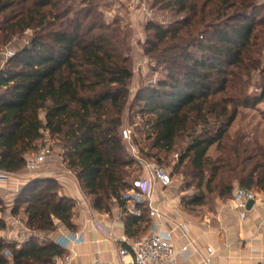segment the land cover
Wrapping results in <instances>:
<instances>
[{
	"label": "trees",
	"instance_id": "16d2710c",
	"mask_svg": "<svg viewBox=\"0 0 264 264\" xmlns=\"http://www.w3.org/2000/svg\"><path fill=\"white\" fill-rule=\"evenodd\" d=\"M152 5L173 15L169 25L146 27L153 34L146 55L164 76L131 104V34L105 20L98 0H0L5 42L32 32L0 69V173L25 171L45 136L55 138L94 209L117 205L131 237L151 228L148 209L140 205L141 216L131 215L121 196L140 171L121 133L134 107L131 119L142 120L140 158L166 167L177 156L171 177L181 175L186 190L196 184L186 209L205 207L213 194L228 200L237 189L264 193V142L243 130L230 135L242 110L264 104V0ZM76 206L55 179H32L13 212H23L31 237L20 245L0 239V264H53L65 250L40 236L55 232L57 221L73 230Z\"/></svg>",
	"mask_w": 264,
	"mask_h": 264
},
{
	"label": "crops",
	"instance_id": "0c3cea01",
	"mask_svg": "<svg viewBox=\"0 0 264 264\" xmlns=\"http://www.w3.org/2000/svg\"><path fill=\"white\" fill-rule=\"evenodd\" d=\"M44 173L40 170L31 174L25 170L9 175L0 180V192L8 190L15 198L16 192L20 194L32 179L44 177ZM47 177L54 178L62 187V195L75 200L77 206L73 230L57 221L56 231L40 238L51 239L48 241L61 246L65 254H71L70 264H123L120 250L127 249L131 253V247L151 233L154 221L150 216L149 232L140 231L131 237L126 228L127 214L117 205H113L108 213L95 210L92 203L84 198L70 171L56 168ZM171 188L164 189L156 184L153 208L163 215L158 229L173 233L177 250L185 247L189 250V257L186 260L178 258V264H203L208 257V249L214 253L211 264H264V205H254L248 210L245 220L240 219L230 202L221 199L213 211L187 213L179 209L177 201L168 195ZM0 220L6 219L0 217ZM13 222L10 221L12 229L15 226L14 229L19 230ZM24 230L17 233L21 244L31 237L26 226Z\"/></svg>",
	"mask_w": 264,
	"mask_h": 264
},
{
	"label": "rangeland",
	"instance_id": "374dc122",
	"mask_svg": "<svg viewBox=\"0 0 264 264\" xmlns=\"http://www.w3.org/2000/svg\"><path fill=\"white\" fill-rule=\"evenodd\" d=\"M98 2L100 4L98 8L99 12L104 15V18L108 23L119 21V24L124 29L128 30L131 34L130 43L132 46V69H133L134 77L132 79V82L130 83L131 95L129 102L132 104L134 102L136 94L140 89L144 87H148L151 83H155L158 79H161L164 76V69L159 68L157 66V63L154 60H152L150 56L146 55V44L148 42L149 37L153 35L152 33L147 32L146 30L147 24L149 23V21H152L153 23L158 25H164V26L169 25L173 21V15L170 12L160 10L159 7H156V9L153 10L152 9L153 5H151V17L140 19L134 13H131L128 8H126L123 5H120L117 2H114L112 0H98ZM1 22L2 19H0V24ZM3 35L4 34L0 33V69L2 68V62L5 61L6 58L4 54L6 52L7 53L11 52L15 55L20 50H22L25 46L28 45L29 40L32 37V32L27 31L23 34L16 35L8 43L5 42ZM136 112H137V108L134 107L133 111L131 112L127 111L125 113L124 125L122 130H128L131 132V143L136 148V151L139 154L140 146H136L135 142L136 141L141 142L142 139L141 134L138 132V127H142L141 126L142 120L141 117L139 116H136L132 119L130 117L134 115ZM239 130L245 131L246 134L251 138L257 136L262 142H264V104H262L261 106H259L258 109L255 110L241 111V115L230 129V133H231L230 135L231 136L234 135ZM47 146L52 148L53 157L49 159L46 162V164L40 168V170L43 173L45 172L44 177L51 178L47 176L50 175L51 171L56 168L67 172V170L65 169L66 167L63 164V160L61 158L62 144H60V142L57 139L55 138L52 139L48 137V135H46L45 138L39 143L38 152L32 154L30 157L39 154L41 150ZM127 148L129 149L128 146ZM210 155L217 156L216 148H213L210 151ZM176 161H177V156L173 155L169 158L170 166H166V167L162 166V167L165 168L168 172H174ZM70 174L73 175L71 172ZM144 176H145L144 171L140 167V171H137L133 175L132 180H136ZM1 191L2 192H0V212H1L0 217L2 219L5 218L6 220L15 221L13 223H15L19 227L18 228L19 230L16 231V229H14L16 228L15 226L12 229L13 226L12 224H10V221L7 222L6 220H3L5 224V229L0 232V239L20 245L21 237L17 233L21 231H25L24 228L26 226V222H25L26 217L24 216L22 211H20L18 215H13V212L17 205L16 198L19 196V193L16 192L15 194L18 195L17 197L14 198V195L9 193L8 190L5 191L1 190ZM60 192H63L61 185H60ZM168 195L177 201V205L179 209L187 213L193 212L191 209H186L184 207L183 201L198 195L196 184H194L193 187H191L190 189L186 190L185 179L181 175L176 174L173 177V185L172 188L169 190ZM83 196L84 198H86V200L91 202V198L87 197L85 193L83 194ZM232 198L233 196L228 200L227 199L224 200V202L227 203L230 202V206H231ZM207 199H208L207 202L208 204L203 208L195 209L194 212L199 211L203 213L206 211H213L216 202L220 201L217 194L208 196ZM29 234H31V232H29ZM12 237H16V239L14 240V238ZM6 256L10 258L9 253H7Z\"/></svg>",
	"mask_w": 264,
	"mask_h": 264
},
{
	"label": "built area",
	"instance_id": "2783aa9c",
	"mask_svg": "<svg viewBox=\"0 0 264 264\" xmlns=\"http://www.w3.org/2000/svg\"><path fill=\"white\" fill-rule=\"evenodd\" d=\"M125 6L131 13H134L140 19L151 17V5L159 0H112ZM4 64L15 55L6 52ZM122 137L131 155L137 159L140 167L147 177H142L132 183V190L123 192L122 199L127 203V211L131 215L140 217V205H144L149 211L150 218L154 221L151 233L144 239L131 247V253L127 249H121L119 255L123 264H178V258L186 260L189 257L188 248L177 250L172 232H162L158 229V223L162 221L163 215L157 209L153 208V201L156 196V184L166 189L173 185L171 174L163 167H159L153 162L140 158L136 148L131 143V132L122 130ZM53 157V150L49 146L44 147L41 152L33 157H29L26 163L28 173H37L46 162ZM178 158V157H177ZM7 175L0 173V180H5ZM117 201L114 200V203ZM254 202V205H264V193L237 189L231 200V207L236 211L241 220H245L248 213V205ZM214 253L208 249V257L204 259L203 264H211ZM71 254L56 256L53 264H70ZM106 264V263H98Z\"/></svg>",
	"mask_w": 264,
	"mask_h": 264
},
{
	"label": "water",
	"instance_id": "95a60500",
	"mask_svg": "<svg viewBox=\"0 0 264 264\" xmlns=\"http://www.w3.org/2000/svg\"><path fill=\"white\" fill-rule=\"evenodd\" d=\"M254 206V202H250L249 205H248V210H251Z\"/></svg>",
	"mask_w": 264,
	"mask_h": 264
}]
</instances>
